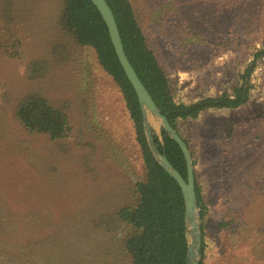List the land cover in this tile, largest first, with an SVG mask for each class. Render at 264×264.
Instances as JSON below:
<instances>
[{"label":"rangeland","instance_id":"rangeland-1","mask_svg":"<svg viewBox=\"0 0 264 264\" xmlns=\"http://www.w3.org/2000/svg\"><path fill=\"white\" fill-rule=\"evenodd\" d=\"M131 3L178 104L233 95L264 49V0ZM61 9L62 0H0V41L18 39L23 52L0 57V264H117L126 229L113 215L135 204L133 185L145 177L121 91L93 49L57 30ZM37 61L49 70L34 78ZM248 84L241 107L209 109L177 125L205 205L203 218L197 209L198 264H264L262 60ZM31 92L70 114L71 137L52 141L22 128L14 110ZM148 122L160 135V120L149 113ZM231 124L232 142L225 138Z\"/></svg>","mask_w":264,"mask_h":264},{"label":"trees","instance_id":"trees-1","mask_svg":"<svg viewBox=\"0 0 264 264\" xmlns=\"http://www.w3.org/2000/svg\"><path fill=\"white\" fill-rule=\"evenodd\" d=\"M106 1L115 15L129 61L174 130L177 131L179 120L195 119L209 109L239 108L248 102V81L257 61L262 60L264 64V49L255 51L254 61L246 68L242 84L234 89L233 95L222 94L191 104H178L173 99L165 71L146 42L131 0ZM58 19L56 27L62 36L78 47L93 49L102 70L113 78L120 89L145 168L144 180L133 185L135 204L121 206L113 215L126 229L118 247L117 264H121L119 261L122 260L123 264H187L189 242L183 192L150 149L140 104L116 57L106 24L90 0H62ZM3 54L21 59L22 42L18 39H13L10 44L0 41V57ZM48 70L45 61H37L31 66L30 74L36 78L46 75ZM14 114L25 131L47 136L52 141L69 138L75 131L70 114L63 108L54 107L40 93L31 92L20 98ZM235 137V124H231L225 138L232 142ZM153 139L157 150L187 180V164L178 144L163 129L160 135L153 132ZM195 190L199 214L203 218L205 205L196 173ZM229 224L224 220L221 227ZM199 251L204 252V243Z\"/></svg>","mask_w":264,"mask_h":264},{"label":"water","instance_id":"water-1","mask_svg":"<svg viewBox=\"0 0 264 264\" xmlns=\"http://www.w3.org/2000/svg\"><path fill=\"white\" fill-rule=\"evenodd\" d=\"M95 6L99 14L101 15L104 23L109 32V37L119 61V64L124 71V74L129 81L131 87L133 88L138 102L141 107L145 133L147 137L148 144L152 153L154 154L156 160L159 162L161 167L169 174L179 185L183 192L185 205H186V222H187V234L190 232L192 234V242H189L187 264H198L196 260V253L199 252L201 246L200 229L198 224V205L197 196L195 190V173L192 164L191 154L187 147L185 141L180 137L176 130L173 129L171 124L168 122L167 118L161 114L158 109L153 97L145 87V85L140 80L136 70L129 61L119 27L115 18V15L110 8L106 0H90ZM151 113L153 116L158 118L161 122V128L178 144L180 147L186 164H187V180H185L182 175L172 166L164 154H161L154 144L153 134L148 122V115ZM188 238V236H187Z\"/></svg>","mask_w":264,"mask_h":264},{"label":"crops","instance_id":"crops-1","mask_svg":"<svg viewBox=\"0 0 264 264\" xmlns=\"http://www.w3.org/2000/svg\"><path fill=\"white\" fill-rule=\"evenodd\" d=\"M99 107H100V105H99ZM102 107V106H101ZM101 107H100V110H101ZM103 108V107H102Z\"/></svg>","mask_w":264,"mask_h":264}]
</instances>
